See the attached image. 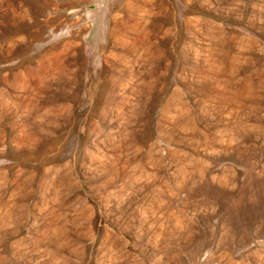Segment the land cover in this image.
<instances>
[{"label":"rangeland","instance_id":"obj_1","mask_svg":"<svg viewBox=\"0 0 264 264\" xmlns=\"http://www.w3.org/2000/svg\"><path fill=\"white\" fill-rule=\"evenodd\" d=\"M0 264H264V0H0Z\"/></svg>","mask_w":264,"mask_h":264}]
</instances>
